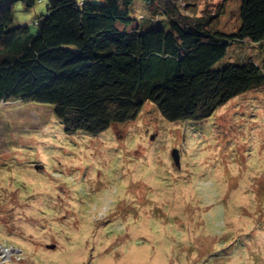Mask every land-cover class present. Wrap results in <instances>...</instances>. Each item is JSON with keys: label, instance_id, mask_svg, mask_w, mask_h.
<instances>
[{"label": "rangeland", "instance_id": "rangeland-1", "mask_svg": "<svg viewBox=\"0 0 264 264\" xmlns=\"http://www.w3.org/2000/svg\"><path fill=\"white\" fill-rule=\"evenodd\" d=\"M241 1L181 0L224 33ZM47 8L18 3L13 25L35 34ZM130 16L163 19L142 0ZM248 61L264 47L235 40L213 68ZM0 264H264V85L195 120L148 100L97 133L67 132L50 104L0 102Z\"/></svg>", "mask_w": 264, "mask_h": 264}, {"label": "trees", "instance_id": "trees-1", "mask_svg": "<svg viewBox=\"0 0 264 264\" xmlns=\"http://www.w3.org/2000/svg\"><path fill=\"white\" fill-rule=\"evenodd\" d=\"M37 1L0 0V102L50 104L67 132L125 122L148 100L169 120L201 119L264 85V63L213 68L232 41L264 47V0L241 1L233 33L181 0H142L156 28L130 16L134 0H47L35 34L13 25L16 5Z\"/></svg>", "mask_w": 264, "mask_h": 264}, {"label": "water", "instance_id": "water-1", "mask_svg": "<svg viewBox=\"0 0 264 264\" xmlns=\"http://www.w3.org/2000/svg\"><path fill=\"white\" fill-rule=\"evenodd\" d=\"M151 137H154V135H152ZM172 157L173 159L179 163V152H178V149L177 148H174L173 151H172Z\"/></svg>", "mask_w": 264, "mask_h": 264}, {"label": "bare ground", "instance_id": "bare-ground-1", "mask_svg": "<svg viewBox=\"0 0 264 264\" xmlns=\"http://www.w3.org/2000/svg\"><path fill=\"white\" fill-rule=\"evenodd\" d=\"M8 250V249H7Z\"/></svg>", "mask_w": 264, "mask_h": 264}]
</instances>
